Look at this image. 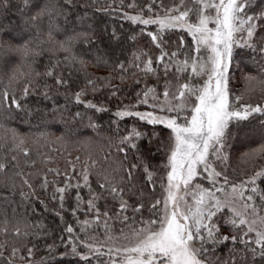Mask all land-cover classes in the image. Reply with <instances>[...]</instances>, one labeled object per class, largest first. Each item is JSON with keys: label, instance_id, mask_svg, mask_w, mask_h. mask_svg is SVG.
I'll use <instances>...</instances> for the list:
<instances>
[{"label": "trees", "instance_id": "trees-1", "mask_svg": "<svg viewBox=\"0 0 264 264\" xmlns=\"http://www.w3.org/2000/svg\"><path fill=\"white\" fill-rule=\"evenodd\" d=\"M44 5L47 6L46 14L31 19L30 16H35ZM252 5V11L259 13L264 9V0H252ZM23 9L22 0H8L6 6L0 7V94L14 95L22 106L9 111L6 105H0V163L6 165L5 170L0 171V244L7 248L5 257L9 256L13 246L21 249L13 264H26L19 256L26 255L23 249L32 245H36L33 264H41V261L44 264H88L80 257L62 258L61 254L69 243L77 246L81 256L87 255L90 264H98L83 244L86 242L95 247L98 238L107 232L115 234L120 229L145 228L146 221L156 218L152 214L154 210H150L151 205L158 199L164 200L165 190L161 184L166 185V171H169L164 165L170 155L166 144L170 130L163 125L139 121L136 117L121 119L115 116V112L131 106H135L132 110L145 109L147 104L140 103V100L144 99L146 88L155 89L148 100L152 95L161 98L166 86L175 91L173 85L178 86L186 82L185 77H192L190 68L187 72H177L175 66L194 56L195 42L186 29L161 32L156 23L142 24L127 18L140 16L147 19L173 12V9H183L181 0H155L154 4L153 0H75L72 8H68L64 0H33L26 11ZM53 24L58 30L50 28ZM149 33H159L163 37L162 48H157L160 41L153 42ZM81 34H86L94 42L89 43ZM75 37L78 39H73L71 50L63 51L61 44L68 47L64 42ZM181 40L183 47L179 44ZM162 51L169 54L163 62L158 59ZM172 52H177V56L171 57ZM149 60L151 65H147ZM120 64L124 65L123 71ZM164 64L169 66L167 75ZM146 66L153 71H146ZM48 71L54 75L48 76ZM228 76L230 98L240 97L237 107L240 104L264 105V58L259 52L234 49ZM56 77L66 81V85H58ZM25 88L29 90L27 95ZM113 89L116 90L115 96L111 95ZM81 91L84 93L81 96L83 103H77L75 94ZM137 93L141 94L139 99ZM88 101L103 105L108 111L89 109L86 106ZM76 113L80 115L76 116ZM133 127L149 136L155 131L160 134L159 141L165 142V147L156 151L157 140L151 145L146 140L139 141L141 154L151 165L153 178L149 181L142 168L134 170L130 183L127 179L123 182L119 179L124 175L123 171L118 175L113 173L116 175L115 184L126 189L121 195L129 208L117 219L114 211L119 210V202L105 193L107 199L97 201V207L100 213L108 210L109 217L101 215L97 218L95 210L88 211L89 187L84 185L80 174L87 167L91 188L101 191L97 174L120 167L124 154L117 150V146L120 138L128 135ZM229 130L231 136L221 150V155L227 159L217 160L211 154L209 159L217 171L223 170L231 183L239 185L256 173L264 172V116L253 113L248 120L231 122ZM21 139L23 144H20ZM69 161L75 165V172ZM131 162L133 153L129 152L124 167ZM48 169H59L61 175L48 172ZM17 172H23V178L36 189V195L31 199L21 195V192L28 194L31 190L23 184ZM45 174L56 184L42 192L39 178ZM66 179L81 187L65 194V207L69 211L62 213L61 220L53 211L58 210L59 205L50 197L55 187L63 186ZM220 181L223 183L222 177ZM262 181L264 176L257 177L256 186L264 188ZM102 182L101 177L99 183ZM201 184L209 185L205 179ZM77 192L83 202L73 215L71 209L76 207ZM37 197L45 202L48 210ZM139 204H143V208L134 213L132 206ZM125 215L131 218L127 222L122 219ZM69 225L74 229L73 234L64 231ZM221 234H230L229 228L223 224ZM53 244L58 247L49 253L47 246ZM233 247L241 246L229 242L218 247L216 256L227 259ZM102 254L103 260H111L105 252ZM0 264L7 262L0 258Z\"/></svg>", "mask_w": 264, "mask_h": 264}, {"label": "snow or ice", "instance_id": "snow-or-ice-1", "mask_svg": "<svg viewBox=\"0 0 264 264\" xmlns=\"http://www.w3.org/2000/svg\"><path fill=\"white\" fill-rule=\"evenodd\" d=\"M8 0H0V7L6 6ZM33 0H22L23 10H27L32 5ZM68 8L75 6V0H64ZM155 0H153V4ZM184 10L173 9L178 11V15L165 16L160 19H141L140 16H128L127 18L133 22L139 21L142 24L158 23L161 32L165 29H186L196 40L195 56H189L184 59L182 64L175 66L177 72H187L189 68L192 77H185L183 83L173 85L175 91L166 90L163 93L165 101L163 105L153 104V109H159L164 115H156L154 112L134 111L131 107L115 112V116L123 119L124 117H136L139 121H146L150 125H163L170 130L167 139V147L170 155L167 156V164L165 169L170 167V171H166L167 186L161 184L167 193L163 200H156L151 205L150 210L156 217L146 221V227L133 231L135 239L134 246L124 248L127 253L120 264H264V188L256 186V178L264 176V172H258L248 181H242L239 185L231 183L228 176L223 170L217 171L209 161V155H213L217 160H225L227 157L221 155V150L225 147V141L231 136L229 130L230 123L236 121L248 120L253 113L264 116V105L240 104L237 103L240 97L230 98L229 89V67L233 62L234 49H247L250 53L259 52L264 58V9L259 13L253 12L252 0H181ZM87 7V5H83ZM131 6V5H130ZM152 8L149 6V11ZM47 6L40 7L35 16H30L35 20L46 14ZM63 14V13H61ZM191 14V17H190ZM190 18L192 22H190ZM257 21L259 23H257ZM214 27H209V24ZM2 28V25H0ZM50 28H57V25H50ZM51 35V33H50ZM85 35L88 42H94ZM157 48H162L163 37L158 34H148ZM73 39L64 43L68 47L61 44L63 51L71 50ZM258 41V42H257ZM183 47V41H179ZM205 53H210L204 55ZM169 55L162 51V55L158 58L163 62L164 57ZM171 57L177 56V52H172ZM204 56L203 59L200 57ZM149 60L147 65H151ZM124 70V65H119ZM165 75L168 74V64L163 65ZM146 71H153L146 66ZM53 76L52 71L46 73ZM122 79V77H121ZM249 79H252L249 77ZM191 81V82H188ZM58 85H66V81L56 77ZM89 83H92L89 81ZM139 83V82H137ZM28 88L24 89L25 95L28 94ZM155 93L154 88H146L143 92L144 99L140 100L142 104H148V96ZM84 93L75 94L77 103H83L81 96ZM47 98V93L44 94ZM112 96L116 95V90L111 92ZM137 93V98H140ZM171 97V99H169ZM153 100H158V96L152 95ZM10 101V102H9ZM175 101V103H173ZM0 105H6L9 111L13 107L20 109L22 106L14 95L11 97L9 93L0 94ZM89 109L96 112L108 111L103 105L97 106L91 101L86 105ZM80 113H76L79 116ZM95 127V125H91ZM159 133L153 132L150 136L146 133L137 131L135 127L128 135L120 138L117 150L124 154L120 167L113 169L112 172L98 173V186L101 191H96L89 184V176L87 167L80 174L84 181V185L89 187V199L87 200L88 211L95 210L97 218L103 215L109 217V211L105 210L100 213L97 207V201L107 199L105 193L111 196L114 201L119 202V210L114 211L117 219L121 218L122 213L127 212L129 205L123 200L122 193L126 189L115 184L116 173L123 171L124 175L119 179L123 182L125 179L131 182L134 170L143 169L149 181L153 178L151 165L144 160L139 147V141L146 140L149 145L153 140L158 141L160 151L165 147V142L159 141ZM15 138V137H14ZM23 144V140H20ZM133 153V162L124 167L128 160V153ZM25 155L28 153L25 152ZM16 159L15 156L12 158ZM79 159V157H77ZM35 164V161L32 162ZM73 172L75 165L69 161ZM93 167L95 161H93ZM202 166L203 173H207L204 178L209 181L213 188L204 187L201 183L193 184V181L201 174L198 167ZM18 167V165H13ZM6 165L0 163V171H4ZM56 175H61L59 169H48ZM24 185L31 191L26 195L27 198L36 195V189L28 179H24L23 172H17ZM31 175V173H29ZM67 177L68 173L65 172ZM103 179L99 183V178ZM223 178V184H220V178ZM40 190L47 191L50 185L56 184V181H49L47 175L40 177ZM70 179V178H69ZM66 179L63 186L55 187L50 199L59 205L58 210L53 209L55 214L63 220V212L69 211L65 207L66 193L73 188L80 189V184H71ZM264 183V181H262ZM182 193V194H181ZM220 193L221 195H217ZM191 195L194 206L189 205L186 197ZM39 203L45 206L44 201ZM76 207L71 209L73 215L80 210V204L83 197L79 192L75 195ZM171 202V207H169ZM162 207L158 208L159 205ZM143 204L132 206L134 213L140 212ZM227 210V211H225ZM124 222L131 219L128 216L122 217ZM222 221V223H221ZM85 224L87 221L84 222ZM106 223V222H105ZM229 228L230 234H221V227ZM107 228V223H106ZM64 231L73 234L72 226H67ZM123 234V229H120ZM111 240L112 237L109 236ZM125 239H128L125 236ZM63 242V237H61ZM240 245L241 247H233L229 250L228 258L223 259L216 256L219 246L227 243ZM84 247L95 256L98 264H117L116 260H103V254L99 248L92 244L84 243ZM25 246L23 249L26 255H20L19 259L26 261V264H33L34 248ZM58 246L53 244L47 246V251L53 253ZM0 258L6 260L7 264H13L17 258V254L21 249L13 246L8 257L4 256L7 248L0 244ZM113 249H109L111 253ZM120 251V249H116ZM134 254V255H133ZM62 258L80 257L90 264L87 255L81 256L77 250V246L69 243L66 250L61 254ZM44 264V261H41Z\"/></svg>", "mask_w": 264, "mask_h": 264}, {"label": "rangeland", "instance_id": "rangeland-1", "mask_svg": "<svg viewBox=\"0 0 264 264\" xmlns=\"http://www.w3.org/2000/svg\"><path fill=\"white\" fill-rule=\"evenodd\" d=\"M179 10H183V9H179ZM178 14H179L178 11H173V12L163 13L161 15H157V16H154L152 18H147V19L156 20V19L164 18L165 16H172V15H178ZM190 22H192V19L191 18H190ZM156 24L159 26L158 23H156ZM209 27H214V25L210 23L209 24ZM193 40L195 42V48H196L197 47L196 40L194 38H193ZM207 54H210V53H205L204 55H207ZM195 55H197V54L195 53L194 56ZM200 58L203 59L204 56H201ZM191 75H193L192 72H191ZM169 99H171V97H169ZM164 101H165V97L164 96H162L161 98H158V100L151 99V100H148V104H147V107L145 109L134 110V111L154 112V114H156V115H164L165 113L160 112L158 108L157 109H153V107H151V105H153V104L163 105L164 104ZM173 103H175V101H173ZM209 161L211 162L210 159H209ZM212 165H213V163H212ZM213 167H214V165H213ZM169 171H170V167H169ZM198 171H200V173H201L199 175L200 177L198 176V178H196V180L193 181V184H195L197 182L202 183V181L205 179L204 177L207 176V173H203L202 166H199L198 167ZM205 180L209 183V181L207 179H205ZM220 184H223V183H221V181H220ZM166 186H167V180H166L165 187ZM206 187L213 188V186L210 183ZM213 190H214V188H213ZM166 195H167V193L165 192L164 199L166 198ZM217 195H221V194L220 193H217ZM186 201H187V203L189 205H193L194 206V202H193V199H192L191 195H189V196L186 197ZM169 207H171V202H169ZM139 229H143V227H141V228H134V229H131L130 231H123V234H121V232L115 233V234L108 233L107 232L103 237L98 238V240L96 241L97 242V246H95V247L96 248L103 249L104 252L106 253V255L108 257H110L111 260H116L117 261V264H120V261L126 255H128L127 253L124 252V248L125 247L130 248V247L134 246V244H135V239H134V237L132 235L133 234V231L134 230H139ZM109 236L112 237L111 240L109 239ZM125 236H127L128 239H125ZM110 248L113 249V251L111 253H109V249ZM101 249H100V252L101 253H104L103 250H101ZM116 249H120V251H116Z\"/></svg>", "mask_w": 264, "mask_h": 264}]
</instances>
